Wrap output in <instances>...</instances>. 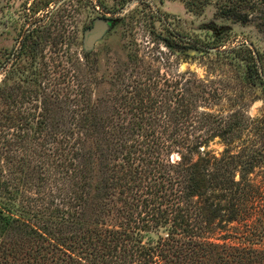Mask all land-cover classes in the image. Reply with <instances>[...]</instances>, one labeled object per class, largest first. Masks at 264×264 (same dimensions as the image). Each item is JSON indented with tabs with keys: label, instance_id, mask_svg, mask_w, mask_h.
Masks as SVG:
<instances>
[{
	"label": "trees",
	"instance_id": "obj_1",
	"mask_svg": "<svg viewBox=\"0 0 264 264\" xmlns=\"http://www.w3.org/2000/svg\"><path fill=\"white\" fill-rule=\"evenodd\" d=\"M96 1L114 13L131 0H113L114 10ZM208 1L186 5L201 11ZM35 31L0 82V264H264V250L206 236L220 229L226 239L239 221L252 230L264 109L255 119L206 112L217 89L189 73L152 74L137 53L109 66L107 81L88 50L84 63L64 52L65 65H41ZM167 34L179 56L223 46ZM230 51L228 63L264 103V53ZM249 125L258 141L245 144ZM214 140L224 146L218 156L207 150Z\"/></svg>",
	"mask_w": 264,
	"mask_h": 264
},
{
	"label": "rangeland",
	"instance_id": "obj_2",
	"mask_svg": "<svg viewBox=\"0 0 264 264\" xmlns=\"http://www.w3.org/2000/svg\"><path fill=\"white\" fill-rule=\"evenodd\" d=\"M105 1L109 8L115 9V1ZM189 1L131 0L117 12L104 13L96 0H0V82L14 60L20 40L35 28L39 36L36 58L41 65L53 62L65 65L64 52L84 63L81 55L88 50L93 58L98 56V76H105L107 81L114 70L108 69L109 66L123 63L128 54L137 53L152 74L171 78L189 73L208 89H217L219 97L213 102L210 99L206 112L223 117L238 113L248 119L259 118L263 101L243 85L236 66L230 65L227 58H231L230 50L239 46L264 53V0H209L201 11L189 10L186 5ZM47 2L49 5L44 7ZM228 8L235 14L233 19L224 17L223 12ZM102 15L108 19H102ZM167 30L198 44L212 36L218 37L223 46L211 49L204 56H179L163 40H170ZM96 32H101L100 38L87 49L86 39ZM251 127L241 137L245 144L257 140ZM223 148L220 141L214 140L207 150L218 156ZM179 159L178 154L170 156L172 163ZM250 179L261 188L255 194V209L250 219L252 230L246 227L249 221H239L228 226L230 235L226 239L223 238L226 230L211 231L206 235L210 241L264 250V167H258Z\"/></svg>",
	"mask_w": 264,
	"mask_h": 264
},
{
	"label": "water",
	"instance_id": "obj_3",
	"mask_svg": "<svg viewBox=\"0 0 264 264\" xmlns=\"http://www.w3.org/2000/svg\"><path fill=\"white\" fill-rule=\"evenodd\" d=\"M100 36H101V32H96V33L91 34L90 36H88V38L86 39V42H85L86 48L87 49L92 48V46L100 38Z\"/></svg>",
	"mask_w": 264,
	"mask_h": 264
}]
</instances>
